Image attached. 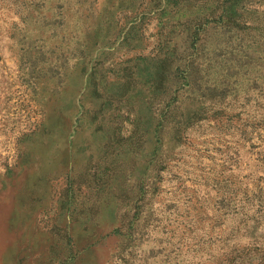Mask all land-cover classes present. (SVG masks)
<instances>
[{
	"label": "rangeland",
	"instance_id": "rangeland-1",
	"mask_svg": "<svg viewBox=\"0 0 264 264\" xmlns=\"http://www.w3.org/2000/svg\"><path fill=\"white\" fill-rule=\"evenodd\" d=\"M83 1L0 0V178L52 182L0 264H264V0ZM61 84L73 151L25 165Z\"/></svg>",
	"mask_w": 264,
	"mask_h": 264
},
{
	"label": "crops",
	"instance_id": "crops-1",
	"mask_svg": "<svg viewBox=\"0 0 264 264\" xmlns=\"http://www.w3.org/2000/svg\"><path fill=\"white\" fill-rule=\"evenodd\" d=\"M43 7H52L55 12V6H61L62 10L59 9L58 12L61 13H69L72 14L74 12H82L78 9H73L74 5L85 7L87 5L83 0H42ZM88 5H91L93 8V12H95L97 15L99 14H113L115 12H119L120 14L124 13L123 10L124 7L121 4V0H89ZM36 7V6H34ZM114 7H119V9L115 10ZM36 8H34L35 10ZM47 11V10H46ZM127 11V9H126ZM110 16V15H108ZM120 17H123L122 15ZM109 20V19H108ZM69 21V18L68 20ZM106 19L102 17L94 18V19H86L84 25L80 26L79 28L83 29H103L106 27V25L103 26V22H105ZM110 21V20H109ZM70 22V21H69ZM106 23V22H105ZM68 28H73V24L70 22L69 25H66ZM86 38L89 40L88 42L91 44H97V40L90 38L89 36H86ZM47 43H50L47 42ZM52 43L57 44L56 40ZM83 60L86 59L84 55H82ZM52 86L50 87V89ZM42 91V90H41ZM68 91V85H62L60 86L59 93L55 97V100H49L44 101L43 107H45V113L44 116L39 123L38 126V133H40V136L37 138L29 139V143L33 144L36 143L38 146H41L42 149L38 151V153H34L30 155V159L25 161V165H34L36 162V158H41L40 165L45 164V159L48 157H57L58 155L61 156H69L70 153L73 151V149H70L67 145L71 142L69 136L72 132L71 126L72 123L68 126L64 127V121L69 119L67 116V112L64 111L68 105L69 100H60V98L64 97L62 96L63 93ZM57 93V91L55 92ZM59 94L61 96H59ZM74 106L73 102H71ZM60 109H63L62 111H59ZM84 112V111H83ZM83 112L78 116L81 118ZM77 117V118H78ZM65 119V120H64ZM37 132V131H36ZM64 133L65 136L63 135ZM64 138V139H63ZM64 142L67 143L66 147L64 145ZM49 145H54V150H50ZM58 146L63 149V152L60 154L58 153L59 148ZM25 153V150H23V155ZM33 153V152H32ZM44 161H43V160ZM30 167V166H29ZM28 168V167H27ZM27 168H24V173H26ZM21 171V170H20ZM22 172H18L17 176L15 178H11L9 180H2L0 178V229H3L7 232L10 230V223L15 222L17 220L22 221H28L30 220L33 215L30 211L27 210V205H33L35 202L32 200V195L34 194L35 197L37 196V189L44 188V187H51V179L47 176L39 175L35 179L33 183H29L30 179L22 178L20 175H22ZM21 173V174H20ZM33 192V193H31ZM39 198V197H38ZM28 199V200H26Z\"/></svg>",
	"mask_w": 264,
	"mask_h": 264
}]
</instances>
